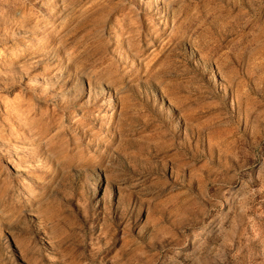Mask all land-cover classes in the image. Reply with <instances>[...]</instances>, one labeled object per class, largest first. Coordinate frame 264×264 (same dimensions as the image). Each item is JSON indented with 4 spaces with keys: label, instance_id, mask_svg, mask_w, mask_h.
Masks as SVG:
<instances>
[{
    "label": "rangeland",
    "instance_id": "rangeland-1",
    "mask_svg": "<svg viewBox=\"0 0 264 264\" xmlns=\"http://www.w3.org/2000/svg\"><path fill=\"white\" fill-rule=\"evenodd\" d=\"M0 264H264V0H0Z\"/></svg>",
    "mask_w": 264,
    "mask_h": 264
}]
</instances>
